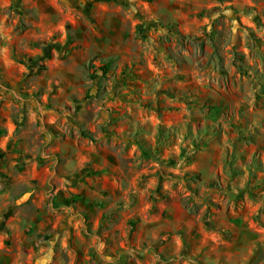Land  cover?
Here are the masks:
<instances>
[{
	"label": "rangeland",
	"instance_id": "374dc122",
	"mask_svg": "<svg viewBox=\"0 0 264 264\" xmlns=\"http://www.w3.org/2000/svg\"><path fill=\"white\" fill-rule=\"evenodd\" d=\"M70 1L0 0V264H264V0Z\"/></svg>",
	"mask_w": 264,
	"mask_h": 264
},
{
	"label": "crops",
	"instance_id": "0c3cea01",
	"mask_svg": "<svg viewBox=\"0 0 264 264\" xmlns=\"http://www.w3.org/2000/svg\"><path fill=\"white\" fill-rule=\"evenodd\" d=\"M96 1V0H95ZM101 1V0H100ZM184 2H190V0H183ZM126 4L127 1L125 0ZM124 2V3H125ZM170 1H157L156 5H150L145 0L138 1L137 9V18L140 17H153L159 13L164 12L162 3H169ZM29 8L38 14L40 18L39 27H44L50 30V35H54L53 30L63 29L69 22H75V16L70 0H28ZM193 4L194 1H193ZM135 7V6H134ZM93 11L96 13V18L101 16L102 23H105L108 30L107 35L101 33L100 30L96 29L95 25H82L77 24L74 26L76 28L77 42L83 44L85 48L93 46L91 43L94 38L100 37L102 39L107 37L106 44L111 49L110 55H122V56H131L133 55L132 47L133 42L131 43L132 37L128 38L125 36V33L122 31L123 20L118 18L117 15L121 12V7L116 6L112 2H101L93 7ZM73 13V14H72ZM83 13V12H82ZM84 14V13H83ZM89 28L90 30L85 34V29ZM101 33V34H99ZM92 34V36H91ZM95 36V37H93ZM45 37V36H43ZM97 48V47H96ZM96 51H98L96 49ZM92 51L90 55L96 53ZM125 58V57H124ZM131 57L129 58V60Z\"/></svg>",
	"mask_w": 264,
	"mask_h": 264
},
{
	"label": "trees",
	"instance_id": "16d2710c",
	"mask_svg": "<svg viewBox=\"0 0 264 264\" xmlns=\"http://www.w3.org/2000/svg\"><path fill=\"white\" fill-rule=\"evenodd\" d=\"M70 36V35H69ZM70 41L73 42V38L70 36ZM50 59L51 56L50 55H46V56H40V57H37L36 59H32L30 58L28 61H25L23 60L22 63L24 64H28V66H32L34 65L38 60H41V59ZM115 63V60L114 59H110L109 62L105 65H102L101 67H99V69L103 72L104 75H106L112 68L113 64ZM42 70L45 69L44 67L41 68ZM57 207H60V206H57Z\"/></svg>",
	"mask_w": 264,
	"mask_h": 264
}]
</instances>
